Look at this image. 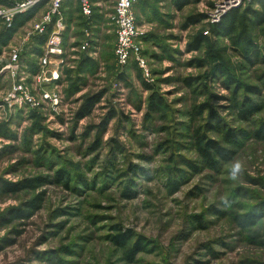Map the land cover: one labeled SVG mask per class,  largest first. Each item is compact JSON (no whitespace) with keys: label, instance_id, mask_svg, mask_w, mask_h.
I'll return each mask as SVG.
<instances>
[{"label":"rangeland","instance_id":"obj_1","mask_svg":"<svg viewBox=\"0 0 264 264\" xmlns=\"http://www.w3.org/2000/svg\"><path fill=\"white\" fill-rule=\"evenodd\" d=\"M26 1L0 0V8ZM215 1L139 0L138 19L150 30L144 43L150 82L135 61L117 78L110 24L92 67L80 75L82 65L66 56L73 68L63 73L59 114L50 107L15 113L0 107V264H264V141L253 136L264 122V63L247 58L229 38L211 35L205 19ZM49 7L48 1L32 15L16 16L10 31L0 16V68L10 46L22 45ZM71 7L75 26H83L80 1ZM192 17L201 19L192 23ZM203 31L206 43L191 49ZM253 35L264 51V25ZM47 42L39 39L24 54L29 74L38 70ZM221 47L223 60L216 54ZM12 83L0 75V106ZM153 92L164 100L158 112L149 108ZM97 94L91 114L79 117L84 101ZM236 98L263 109L244 117ZM205 104L217 121L205 109L195 122ZM215 122L224 132L206 127ZM198 126L231 150L216 168L201 155L207 145L198 143ZM230 129L243 132L236 144L225 142ZM236 161L243 172L233 180ZM133 164L144 171L132 172ZM61 170L69 180L60 179ZM33 180L32 187L3 190ZM171 182L180 183L177 191ZM17 212L32 215L14 218ZM252 215L257 221L245 225Z\"/></svg>","mask_w":264,"mask_h":264},{"label":"built area","instance_id":"obj_2","mask_svg":"<svg viewBox=\"0 0 264 264\" xmlns=\"http://www.w3.org/2000/svg\"><path fill=\"white\" fill-rule=\"evenodd\" d=\"M50 2L48 11L40 20L33 23L25 41L20 46H10L8 61L0 68V75H10L13 79L9 91L3 94L1 106L4 110H12V113L30 110L46 109L50 107L56 114L60 113L63 102L60 86L63 83L65 68L72 69L65 62L66 44L65 34L71 22L69 6L72 0H27L10 8H0V16L5 20L7 29L13 30L16 16L33 14L45 2ZM81 4V16L85 20L83 24L84 39L80 45L74 48L78 55H72L80 61L91 58L95 60L99 54L100 43L94 36L92 24L94 20L96 4L94 0H79ZM253 0H216L206 13L205 22L208 25L220 23L224 16L231 10L245 6ZM139 0H117L112 12L108 14L110 24L116 32V45L114 56L118 63L117 78L122 79L124 73L132 62L139 64L144 71L146 81L150 82V70L144 57V43L150 30L146 24L138 19L136 7ZM202 12L204 10H201ZM209 32H206L208 34ZM48 37L47 45L40 49L38 70L31 75L26 72L23 56L39 39ZM35 45V44H34ZM33 80V84L29 83ZM14 111V112H13ZM64 130V128H63Z\"/></svg>","mask_w":264,"mask_h":264},{"label":"trees","instance_id":"obj_3","mask_svg":"<svg viewBox=\"0 0 264 264\" xmlns=\"http://www.w3.org/2000/svg\"><path fill=\"white\" fill-rule=\"evenodd\" d=\"M29 15H32V14H29ZM201 17L203 18L204 16L201 15ZM200 19H198L197 17H192L190 18V21L192 23H196ZM262 25H264V0H253L251 3L246 4L245 6L231 10L229 13H227L224 16V18L222 19L220 23H217L215 25H209L210 26L209 32L211 33L212 36H216L217 38H222V37L229 38L234 43V45H236L235 47L236 49H239L240 46L244 48V55L247 58L251 59L254 56L255 62L264 63V51H262L259 48V45L257 43H254V38H253L254 36L253 31L258 26L262 27ZM3 37L5 36H2V42L4 44V42H6L7 40H5L6 38L3 39ZM206 41H207V34H205L203 31L196 35V37L193 40V44L190 45V48L195 51H199L203 47L204 43H206ZM223 52H225V49L222 47L217 49L216 51L217 56L222 60L224 59L222 56ZM197 62L201 63V61L199 60ZM218 68L220 69L221 66H218ZM230 78H229L230 83H233L234 85L239 84V80H236L234 78L230 79ZM188 82L191 84V81H188ZM146 85L149 90L152 89V87L149 84H146ZM153 93L154 94H152V97L150 99L151 102H150L149 108L151 111L158 112L160 111V108L162 107L164 100L160 96L155 95V92ZM100 97H101V94H97V95L87 98V100L84 101L82 108L78 112L79 117L82 118L86 115L91 114L94 106L100 100ZM236 99H235V102L241 108L240 111L244 117L248 118L250 116H253L257 113H260L263 109L261 106H259L257 103L253 101L248 100L246 102H240L238 98ZM205 109L209 110L211 114V120L214 119L215 121H217L219 119L218 113L215 110H212V108H210L209 105L205 104L197 108V111L194 114L195 122L197 121V119L203 118ZM111 117H112V114H110L108 118L104 120L101 127H103L108 122V119ZM213 125L208 124V126L206 127L207 128L209 127L210 130H215L217 132H220V131L224 132L221 125L217 123ZM196 131H197L196 137H197L198 143L201 144L202 142L206 141L207 146L200 148L201 155L205 158V160L211 167L213 168L217 167V164L219 163V158L220 159L222 158L224 160H227L229 158L231 154V150L229 148H226L225 146L219 144V142L211 140L210 138H207L206 135L201 134L202 132H201L200 126H198ZM224 134L226 136L225 142L227 144H236L238 142V139H237L238 136L243 134V132L241 131L240 133H238V131L230 129V131H226ZM253 136L259 140L264 141V122L260 123L259 127L256 130H254ZM99 143H100L99 141L95 143L94 149H99V146H100ZM188 164L194 169H198L197 166L193 165L192 163H188ZM138 170L144 171V168L138 165H134V164L131 166L132 172H137ZM59 175L61 176V178L59 177L61 180L63 178L66 180L70 179L69 173L64 172V170L59 171ZM33 182H37V180L27 181L22 185L21 184L20 185L3 184V190H7V192L8 191H18L19 187L17 188V186H21V187L31 186L32 187L34 186ZM84 183H85V180L79 181V184H84ZM171 183H172L171 188H173L172 190L177 191L180 183H177V182H171ZM31 207L36 209L38 206L34 204ZM31 215H32V212L27 213L26 215L21 214L20 212H17L14 218H19V219L26 218ZM255 221H257L256 216H253V215L248 216L244 224L250 225L254 223Z\"/></svg>","mask_w":264,"mask_h":264},{"label":"crops","instance_id":"obj_4","mask_svg":"<svg viewBox=\"0 0 264 264\" xmlns=\"http://www.w3.org/2000/svg\"><path fill=\"white\" fill-rule=\"evenodd\" d=\"M111 1L112 0H94V3L96 4V7H95L96 10H95L93 24L91 27H92L94 36H97L98 43H100L99 44L100 45L99 54H101L102 45H103L101 38H102V36L109 35V32H110V30H109L110 22L108 19V14L110 13L109 7H110ZM182 5L183 4L181 2H178L176 6L179 7ZM71 6H72V3L70 4L69 9L73 10L72 9L73 7H71ZM114 6H115V4H114ZM113 9H114V7H113ZM70 15H71L70 26L68 28V32L65 34V44H66L65 57L66 56H72V55H78V52L74 51V48L78 47L80 45V43L82 42V40L78 39L79 37L76 38V36H84L82 25L79 27L75 26L72 13ZM184 28H185V26H184ZM170 36H177V35L171 34ZM178 36H186V33H183V34L180 33ZM93 61L96 62V60H93L91 58H88L85 60L81 59L80 61L75 60V62L78 65H82V68L79 71L80 75L82 74L83 71H85L84 70L85 67H88V68L92 67L90 64H92Z\"/></svg>","mask_w":264,"mask_h":264},{"label":"clouds","instance_id":"obj_5","mask_svg":"<svg viewBox=\"0 0 264 264\" xmlns=\"http://www.w3.org/2000/svg\"><path fill=\"white\" fill-rule=\"evenodd\" d=\"M243 172V164L240 161H236L231 168V179L236 180Z\"/></svg>","mask_w":264,"mask_h":264}]
</instances>
